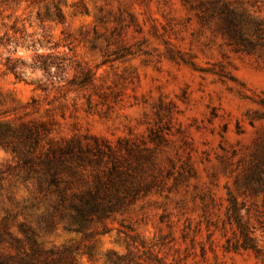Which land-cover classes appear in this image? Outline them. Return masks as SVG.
Segmentation results:
<instances>
[{
    "label": "rangeland",
    "instance_id": "1",
    "mask_svg": "<svg viewBox=\"0 0 264 264\" xmlns=\"http://www.w3.org/2000/svg\"><path fill=\"white\" fill-rule=\"evenodd\" d=\"M0 37H47L68 59L53 84L28 69L26 81L0 76V225L10 234L38 214L27 208L30 168L69 147L74 188L115 170L125 189L116 212L81 232L40 233L44 248L75 264H262L225 242L233 195L264 246V182L245 185L264 162V0H14L0 4ZM12 50L0 46V64Z\"/></svg>",
    "mask_w": 264,
    "mask_h": 264
},
{
    "label": "trees",
    "instance_id": "2",
    "mask_svg": "<svg viewBox=\"0 0 264 264\" xmlns=\"http://www.w3.org/2000/svg\"><path fill=\"white\" fill-rule=\"evenodd\" d=\"M9 1L14 0H0V4ZM55 18L62 21L57 8ZM7 45H12L13 50L3 57L0 76L10 74L18 81H26L25 71L28 69L32 74L41 72L51 84L63 80L68 59L57 52L58 46L51 43L47 37L30 42L9 40L3 42V38L0 37V46ZM17 47L32 52L30 62L20 57H12ZM40 49L46 52H39ZM71 157L72 151L69 147L51 149L38 165L30 168L36 182V195L27 208L34 213L38 212L33 220L34 227L19 223L18 232L21 237H15L8 232L6 218L4 219L0 225V248L3 244H8L14 253L0 255V264H75L66 250L44 248L42 242L38 240V235L52 232L58 224H63V229L68 232H81L92 222L108 218L120 207L122 196L119 193L125 189L124 178L115 170H111L107 175L96 174L94 183L87 188H74L75 170L69 166ZM78 158L81 159L80 156ZM26 163L28 162L24 165ZM263 169L264 162L256 164L245 185L252 183L263 185L264 180L261 177ZM64 175L67 176L65 180ZM227 203L226 219L233 224L235 234L233 242L230 239L226 240V246L233 250L250 251L264 264V246L259 244L254 228L250 227L242 214L240 204L233 195H229Z\"/></svg>",
    "mask_w": 264,
    "mask_h": 264
}]
</instances>
